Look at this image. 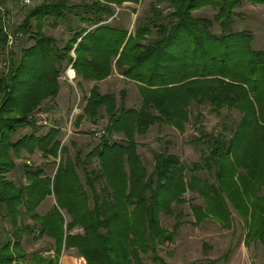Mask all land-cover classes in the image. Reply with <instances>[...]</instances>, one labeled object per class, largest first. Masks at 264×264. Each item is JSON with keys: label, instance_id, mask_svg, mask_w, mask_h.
I'll list each match as a JSON object with an SVG mask.
<instances>
[{"label": "trees", "instance_id": "1", "mask_svg": "<svg viewBox=\"0 0 264 264\" xmlns=\"http://www.w3.org/2000/svg\"><path fill=\"white\" fill-rule=\"evenodd\" d=\"M16 1L11 0L14 6ZM127 1L140 0H56L11 15L26 11L12 33L29 36L32 44L19 59L10 52V68L0 75V213L12 227L0 247V264H59L63 250L71 248L87 264H146V259L167 264L160 248L175 241L181 222L170 231L161 214H172L187 191L204 202L192 206L197 223L214 219L230 230L239 217L246 243L264 246V50L253 48L251 33L233 30L235 10L244 0H151L134 32L115 24L114 5ZM204 6L215 11L213 19L194 16ZM50 20L70 38L59 42L45 32ZM216 24L220 34L213 31ZM6 45L0 25V52ZM69 66L81 82L100 83L116 71L137 83L140 107L125 106L126 91L119 102L95 84L75 126L87 119L95 124L104 115L107 132L87 154L63 146L59 128L14 140L19 130H36L37 114L58 95ZM203 107L219 120L214 131L203 123ZM164 124L181 133L189 124L198 127L192 145L200 161L188 165L153 150L148 171L137 137ZM24 150L53 159L54 176L25 165L26 184L9 181L16 167L11 151L18 156ZM51 196L56 204L40 215V205ZM76 229L84 232L73 234ZM30 234L54 240V260L23 250Z\"/></svg>", "mask_w": 264, "mask_h": 264}, {"label": "rangeland", "instance_id": "2", "mask_svg": "<svg viewBox=\"0 0 264 264\" xmlns=\"http://www.w3.org/2000/svg\"><path fill=\"white\" fill-rule=\"evenodd\" d=\"M1 1L2 0H0V2ZM30 1L31 2L28 6H22L20 0L16 1V6L13 5L11 0H7L6 3L5 0H3V4H0V15L2 16L6 13L10 17L9 20H11L12 26L10 29L11 31H17V26L21 24V21L23 20L22 16H24L26 11H21L19 15L21 17H12L11 15H15L17 12L19 14L22 7L29 10L44 2L56 0ZM69 1L72 4H77L81 0ZM150 3L151 0H140L138 3L127 1L123 2L122 5H114V7L117 8V14L114 17L116 18L115 24L117 23L121 27L128 28L130 32H134L136 29V19L150 9ZM162 6L166 7L167 4H162ZM163 12L164 14L168 13L167 11ZM235 13L237 16L235 17L233 30L235 32L246 31L251 33L254 38L252 44L253 48L256 50H264V5L253 4L244 0L235 10ZM214 15L215 11L210 6L201 7L194 12V16L200 18L213 19ZM75 20L77 21V19ZM112 20L113 18L109 22ZM52 24L54 23L50 20L49 24L45 26L44 31L49 35L58 38L59 42L70 38L62 25L54 28L51 26ZM1 27L6 34L4 26L1 25ZM213 31L217 34L221 33V29L217 24L214 26ZM15 35H17V37L9 38L10 34H6V49L0 52V75L7 74V71L10 68V52L14 53L15 59H19L21 56L20 51L32 44L29 40V36L23 35V33L21 34L20 32ZM11 42L13 44H11ZM72 54L75 56L73 52ZM73 75L74 72L70 76L68 70L64 71L59 80L58 95L52 100L49 99L43 105L44 110L41 112L47 113L49 124L47 126L40 125L36 119V130L31 128L19 130L18 134L14 137V140H18L24 135H30L35 131L43 133L47 132L50 128H59L61 130L60 138L63 146L69 147L72 154L76 151H82L84 154H87L99 144L102 137L107 132L104 128L107 124V118L104 115H102L103 119H100L95 124L87 119L82 122L79 128L75 126L77 117L83 114V108L86 104L85 97L89 96V93L95 84H98L99 91L102 94H115L118 101L120 100L119 93L123 90L126 91L125 106L127 108L138 109L141 105L137 83H133L132 81L123 78L116 71L111 77L106 79L108 81L106 84H103L104 81L100 83L81 82L80 80L73 79V77L76 78V74ZM201 110L202 113L205 114L203 119L205 127L208 131H214V127H216L219 121L218 118L214 115H210L208 109L205 107ZM193 114L195 115V111ZM234 116L238 119V112H234ZM197 130L198 127H193L189 124L186 126L185 132L181 133L175 128V126L164 124L153 126L146 134L138 136V154L142 157L148 171L151 172L154 165L153 150L177 155L188 165L200 161L201 155L196 150L195 146L192 145L193 138L197 136ZM69 131L71 134H69ZM121 139H123L122 136H117V140ZM11 155L16 167L7 174V179L17 185L20 183L26 184L27 182L26 177L23 175L25 165H28L31 168H43L45 175L48 177H53L56 172L57 167L55 161L53 159L46 160L38 150L33 155L25 150L18 156L11 151ZM95 163L97 167V162ZM185 174L187 177H190L189 172L186 171ZM202 176H205V174H202ZM83 181H85L84 178ZM182 199H184V203L172 205V214H161L162 226L170 231H173V227L178 221L179 223L181 222V225H179L178 231L176 232L175 241L160 248V255L166 260L167 264H209L210 260L218 261L224 258L229 252L230 253L227 254V257L230 255L233 257L235 254L238 256L239 248L243 245L242 243L245 241L247 234L244 221L236 216L237 219L230 230L223 229L214 219H208L199 224L196 222L195 216L193 215L192 206H204L203 199L190 191H187L182 196ZM55 204V197L51 196L47 198L40 205L38 213L42 216L45 215ZM3 215L0 213L1 244L5 239L6 232L11 231L12 228L10 221L4 219ZM180 215L181 217L179 218ZM25 221L26 223L31 224L30 220ZM77 232L83 233L84 231L76 229L73 234H77ZM33 237L35 236L30 234L27 236V240L35 249L34 252L42 253V250H49L51 248L55 250L54 240L48 237H37V239L34 240ZM245 245L246 246L244 247L247 250L248 255L253 258V264H264V246L257 242H250L247 244L246 241ZM71 249L72 250H65L68 255L72 257L80 256L77 249ZM29 252L31 253L30 256L34 253L32 249H30ZM55 257L52 258V260H54ZM145 262L146 264H152L149 259H146Z\"/></svg>", "mask_w": 264, "mask_h": 264}, {"label": "crops", "instance_id": "3", "mask_svg": "<svg viewBox=\"0 0 264 264\" xmlns=\"http://www.w3.org/2000/svg\"><path fill=\"white\" fill-rule=\"evenodd\" d=\"M69 68V67H68ZM68 71H70L69 69H67ZM72 71L74 72L75 75V71L72 69ZM120 78V77H119ZM108 83V81H104L103 84ZM126 83V82H124ZM134 83V82H133ZM63 100V99H62ZM58 104V103H57ZM59 105V104H58ZM1 244V243H0ZM243 245L239 248V254L238 256H236V254L232 257L231 255L227 257V253L224 258L220 259V260H210L209 264H253V258L252 256L248 255L247 250L245 249L244 246L245 245V241H243L242 243ZM1 247V246H0ZM51 248V247H50ZM32 249L34 252V248L31 246V244H29L28 241L24 242L23 241V250L30 256V252L29 250ZM72 250V249H70ZM43 252L41 254V256L44 259H49V258H54L55 257V250H53V248L49 249V250H42ZM238 251V250H237ZM36 252H34L33 254H35ZM39 253V252H38ZM237 253V252H236ZM231 257V258H230ZM59 264H87L85 259L82 257H72L70 255L67 254V252L65 250H63L61 256L59 257Z\"/></svg>", "mask_w": 264, "mask_h": 264}, {"label": "built area", "instance_id": "4", "mask_svg": "<svg viewBox=\"0 0 264 264\" xmlns=\"http://www.w3.org/2000/svg\"><path fill=\"white\" fill-rule=\"evenodd\" d=\"M30 2H31L30 0H20V4L22 6H28L30 4ZM9 19L10 18L7 17L5 14L2 16L0 15V23H1V25L4 26L6 34H10L9 38L17 37V35H14L12 33V31L10 30L12 26H11V20H9ZM11 44H13V43L11 42ZM72 69H73V67L69 66V70H72ZM68 73H69V71H68ZM73 79H75V78L73 77ZM36 119H37L38 124H40V125L47 126L49 124L46 112L38 113L36 116ZM69 134H71L70 131H69Z\"/></svg>", "mask_w": 264, "mask_h": 264}, {"label": "bare ground", "instance_id": "5", "mask_svg": "<svg viewBox=\"0 0 264 264\" xmlns=\"http://www.w3.org/2000/svg\"><path fill=\"white\" fill-rule=\"evenodd\" d=\"M71 74H73V71H72V70L69 71V75H70V76H71ZM73 76H74V75H73Z\"/></svg>", "mask_w": 264, "mask_h": 264}]
</instances>
